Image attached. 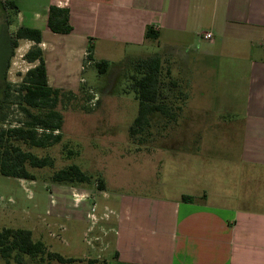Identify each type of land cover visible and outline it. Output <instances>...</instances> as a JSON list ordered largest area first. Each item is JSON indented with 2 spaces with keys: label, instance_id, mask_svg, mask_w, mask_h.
Here are the masks:
<instances>
[{
  "label": "crops",
  "instance_id": "1",
  "mask_svg": "<svg viewBox=\"0 0 264 264\" xmlns=\"http://www.w3.org/2000/svg\"><path fill=\"white\" fill-rule=\"evenodd\" d=\"M51 6L69 10L70 34L50 31ZM0 11L10 18V27L18 15L11 38L20 27L42 32L39 47L48 84L54 89L76 92L84 87L82 80L91 87L84 74L98 61L109 62L104 76L117 73L124 78L135 62L154 56L169 64L171 77L185 82L191 97L202 76H218L220 108L208 122L212 131L198 127L186 137L184 133L177 137L192 140L196 151L214 150L215 154L231 144L233 130H237V154L225 151L228 159H224L229 166L234 161V173L242 182L255 183L254 191L249 189L240 197L207 194L200 181L205 171L200 163L205 162L196 160L190 172L192 183L186 186L189 190L174 198L102 197L111 206H105L100 217L106 222L103 234L93 236L98 247L89 243L90 247L103 253L108 264H264V0H16L15 10H5L0 4ZM150 27L157 35L154 39L146 37ZM201 32L211 33L213 41L204 40ZM90 45L94 62L85 64ZM147 45L156 50L145 52ZM34 46L29 40L18 42L14 56L10 54L8 74L19 70L23 79L38 65L24 60ZM223 57L229 61L220 66L218 60ZM190 98L183 102L184 120L189 118ZM209 133L211 137L205 136ZM211 171L222 173L216 166ZM50 185L46 215L55 233L61 231L60 225L72 223L70 229L65 226L64 239L69 251L76 253L78 224L87 226L83 237L94 230L88 226L91 214L86 201L92 192L80 194L79 190H86L82 186ZM182 196L195 201L183 202ZM100 239L106 243L104 249L97 243Z\"/></svg>",
  "mask_w": 264,
  "mask_h": 264
},
{
  "label": "rangeland",
  "instance_id": "2",
  "mask_svg": "<svg viewBox=\"0 0 264 264\" xmlns=\"http://www.w3.org/2000/svg\"><path fill=\"white\" fill-rule=\"evenodd\" d=\"M3 12L0 11V130H7L20 127L27 120L15 97H11L8 103L3 102L6 83L15 86L21 82L23 76L19 70L8 74L9 59L14 56L13 52L10 57L13 51L11 34L18 22V15L15 17L13 27H10L8 25L10 18L5 16L6 12ZM144 50L151 54L156 48L147 45ZM228 61L227 57H223L218 63L221 66L223 62L225 66ZM164 70L165 74L166 70L170 71L169 64H166ZM125 72L124 78L117 73L108 77L99 75L95 67L89 68L84 78L91 87L83 80L81 82L85 84L84 87L76 92L70 91L73 92L72 99L58 107L64 117L61 143L46 150H32L38 156L48 155L54 160L52 168L31 169L37 178L35 183L0 176V228H29L35 239L45 241L52 250L78 256L87 253L88 255H84L87 257L83 258L102 256L98 259L103 260L104 254L90 247L89 243L94 246L93 236L97 232L99 235L103 234L104 231L106 222L100 220V217L105 213V206H111L103 200L104 196L113 199H120L124 195L174 198L179 192L189 190L186 186L192 183L193 176L190 172L196 160L205 162L200 163L205 169L200 173V181L205 186L207 194L218 192L223 196L240 197L249 189L254 191L255 183L242 182V177L234 173L236 166L234 161H231L229 166L228 160L224 159V157L228 159L225 151L231 156H234L233 151L237 154V146L240 145V141L237 140L239 136L237 130H233L236 134L235 139L229 142L231 144L215 154H213L214 150L208 153L204 150L196 151L192 140L177 137L179 133H184L182 137H186L185 134L193 132L194 128L197 131L199 128L212 131L208 128V122L213 118L212 114L216 109L220 108L218 102L221 90L220 85H216L217 75H210L206 79L202 76L195 88V96L192 97L185 82L176 81L170 75H166L161 85L160 100L172 109L171 113H174L176 120L156 113L151 119L147 132L132 139L129 128L138 115L139 105L127 81L132 71L127 69ZM173 82L176 84L174 85ZM96 96L98 101L96 105H92L91 99ZM189 98L190 107L187 110L189 118L184 120L182 119L185 110L183 102ZM1 107L4 110H1ZM177 107L181 109L177 110ZM5 114L6 118L2 119ZM205 136L211 137L210 133ZM208 142L216 141L208 140ZM232 144L235 145L233 148ZM71 164L78 165L93 178V184L85 187L86 190H79V193L92 192L91 198L86 201L90 209L89 215L91 214V218H88V226H94V230L83 237L82 232L87 226L85 224L82 227L78 224L79 229L74 234V237H77V240H74L78 248L76 253L69 251L71 248L66 246L64 239L65 226L70 229L72 223L67 221L66 225H60L59 229L63 232L55 233V228L46 215L51 192L48 181L55 171ZM227 165L229 169L226 172ZM215 166L216 170L222 173L211 171ZM101 180L107 188L103 193L97 188ZM212 200L225 202L217 198ZM93 215L97 217L94 218ZM97 243L102 249L106 247L103 239Z\"/></svg>",
  "mask_w": 264,
  "mask_h": 264
},
{
  "label": "trees",
  "instance_id": "3",
  "mask_svg": "<svg viewBox=\"0 0 264 264\" xmlns=\"http://www.w3.org/2000/svg\"><path fill=\"white\" fill-rule=\"evenodd\" d=\"M3 9L15 10L16 0L0 1ZM48 28L55 34H70L73 27L70 23L68 9L51 6L47 19ZM146 37H157L153 28H148ZM20 40H29L35 46L25 55L28 63L38 62V65L29 70L22 81L11 86L5 85L3 102L8 103L11 97H15L17 105L26 123L20 127L0 130V176L37 181L31 169L52 168L54 160L46 155L38 156L32 150H46L61 143V130L64 117L58 107L60 104L70 101L73 92L54 89L48 84V76L44 53L39 45L42 43V32L38 29L20 27L12 37V54ZM92 45L89 46L85 64L93 61ZM165 61L160 56H154L135 62L128 77L129 87L134 91L138 101V115L129 128L132 139H136L147 132L154 114L159 113L165 117L175 118L171 108L160 100L161 85L164 77L170 75L166 70ZM95 67L99 75L108 72L109 62L98 61ZM175 85L176 82H173ZM177 86V85H176ZM177 107V110H180ZM1 110L4 108L1 107ZM6 114L2 119L6 118ZM177 122V121H176ZM49 183L88 187L93 184V178L85 173L78 165L71 164L55 171ZM97 188L105 191L107 188L103 181H99ZM186 203H193L194 197L182 196ZM0 263L2 264H108L107 259L83 258L73 254H64L50 249L49 245L34 238L31 230L22 228H0Z\"/></svg>",
  "mask_w": 264,
  "mask_h": 264
},
{
  "label": "built area",
  "instance_id": "4",
  "mask_svg": "<svg viewBox=\"0 0 264 264\" xmlns=\"http://www.w3.org/2000/svg\"><path fill=\"white\" fill-rule=\"evenodd\" d=\"M1 1H7V0H1ZM200 36L204 39V40H207V41H213V35L211 34V33H208V32H201L200 33ZM86 56H87V54H86ZM88 64H90V63H88ZM84 68H85V66H84ZM83 81V80H82ZM97 101H98V96H96V97H92V99H91V104L92 105H96V103H97Z\"/></svg>",
  "mask_w": 264,
  "mask_h": 264
}]
</instances>
